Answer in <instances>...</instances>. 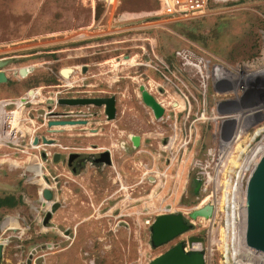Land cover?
I'll return each instance as SVG.
<instances>
[{
    "label": "rangeland",
    "instance_id": "1",
    "mask_svg": "<svg viewBox=\"0 0 264 264\" xmlns=\"http://www.w3.org/2000/svg\"><path fill=\"white\" fill-rule=\"evenodd\" d=\"M159 8V0H121L117 10L101 0H0V57H15L5 67L10 82L0 84V98L18 99L25 95L18 89L25 91L34 82L31 88L40 91L25 105L18 99L9 119L0 112V199L17 202L14 208L0 207L2 264H149L190 234L211 232L209 221H197L193 229L153 247L150 226L169 211L190 214L206 197L200 188L194 191L200 172L196 163L218 142L212 108L218 99L231 98L218 93L233 90L239 77L247 79L253 88L247 99L227 102L222 110L264 112V74H257L264 71V0H210L206 13L190 20L165 18ZM181 48L210 66L224 64L230 82L216 88L209 78L204 87L198 69L177 57ZM57 49H64L60 54L65 57L51 62L50 56L59 57L51 53ZM66 67L74 69L69 77L61 74ZM20 68H28L29 75L20 77ZM141 84L163 104L165 119H156L143 102ZM71 96H115L116 117L108 120L105 106L62 105L61 111L90 110L94 117L84 127L49 126L50 120L63 118L46 114V102ZM203 97L209 118L194 122ZM16 115V125L5 131L3 124ZM243 120L249 128V118ZM251 128L240 140L242 147L254 136ZM133 135L145 140L142 151L133 146ZM43 136L55 140L54 146L41 143L49 161L37 158L40 148L31 145L34 137ZM107 149L113 168L87 163L74 174L66 163L52 160L60 150ZM153 164L158 180L143 177L145 165ZM57 176L65 181L62 189ZM44 187L64 203L48 226L43 219L50 206L40 199ZM10 219L17 221L14 228L8 226ZM218 225L203 243L207 264H264L254 259L264 258L254 248L233 258Z\"/></svg>",
    "mask_w": 264,
    "mask_h": 264
},
{
    "label": "built area",
    "instance_id": "2",
    "mask_svg": "<svg viewBox=\"0 0 264 264\" xmlns=\"http://www.w3.org/2000/svg\"><path fill=\"white\" fill-rule=\"evenodd\" d=\"M101 1H103L107 8L112 7L115 10L119 8V4L121 2V0ZM209 1L210 0H159L160 8L157 13L165 18L173 20L194 18L202 16L206 13L209 7ZM193 53L194 52L189 48H181L176 51L177 57L185 65L191 64L195 69H198L197 71L204 87H206V82L209 78L213 79V83L216 88L217 85L221 86V84L230 82L228 75L229 70L224 64L214 62L213 65L210 66L204 58H198ZM262 68H260V70ZM257 74H264V71H260L259 73L257 72ZM246 80L247 79L242 82L239 77L238 80H236L238 82H236L237 84L233 87V90L226 88L218 93L219 95L226 96V98L231 97L229 99L222 100L223 102L218 99L212 108L213 118L218 124V142L214 147L209 149L206 159L199 160L196 163L200 168V172L196 179L201 181L200 190L207 195L195 209L202 208L207 204H212L214 208L213 214L209 218L202 216L191 218L189 213H187L189 216L185 214L189 222L193 225H197V221L200 223L209 221L211 232L209 230V234L203 235L205 238L204 241L206 240V237L211 238L215 224L218 225L219 223L218 227L226 237V246H230L233 250V258L238 256L242 251L246 253L251 252V247H249L245 242L246 184L256 163L264 154V145H258L264 141V136L259 142L255 143L253 147L248 149L249 152H246V149L252 145L253 140H255L257 136H261L264 132V129L258 132L259 128H264L263 125L259 126L260 121H262L264 117L258 121V119L264 116V112H251V110H249V112L247 110L235 112H227L228 110H225L224 112V110L221 111L220 109L227 102H237L241 98L243 100L247 99L248 94L253 91V88L249 86V83H247ZM235 91L237 92L235 93ZM238 91H240L239 94ZM247 112L249 115L246 116L244 113ZM187 115V121H189L191 111H188ZM195 116L196 117L193 120L194 122L197 120L205 121L209 118L207 115L206 97H203L202 111L196 113ZM59 117L77 121L85 120L87 122L86 124L73 125L74 127H84L92 121L94 113L90 110H79L78 112L68 111V113L62 114V116L60 115ZM210 118L212 119V117ZM244 118H249V121L247 122L248 124L251 123L249 128L248 126L247 128L245 127ZM161 119H165V116L163 115ZM250 127L255 128L256 130L254 136H252L245 147H238L239 144L242 145V141L240 140L245 132L248 133ZM177 134L178 133L176 132L175 136H177ZM144 141L145 140L142 139L141 151L144 147ZM145 167L143 177L158 180L157 170L155 171L154 168L155 165L153 164L151 168L147 165H145ZM191 235L192 234L183 239L186 241V248H204L206 250L207 258V249L203 244L204 242H193L190 244L188 239Z\"/></svg>",
    "mask_w": 264,
    "mask_h": 264
},
{
    "label": "water",
    "instance_id": "3",
    "mask_svg": "<svg viewBox=\"0 0 264 264\" xmlns=\"http://www.w3.org/2000/svg\"><path fill=\"white\" fill-rule=\"evenodd\" d=\"M8 64L7 60H0V83L7 81L4 66ZM65 69L62 70V72ZM68 70V68L66 69ZM23 74L26 69H22ZM32 92V91H30ZM140 92L143 102L152 109L156 119H161L165 113V107L152 94L144 84L140 85ZM24 100V99H23ZM59 103L68 106L77 105H95L105 106V112L108 120H113L117 112V99L115 96L110 97H75L60 98ZM222 111V108L220 109ZM85 120L73 119H55L50 120L49 126H73L76 124H86ZM134 145H138L140 141L139 135L131 136ZM50 142V141H48ZM36 144V141L34 142ZM105 161L109 163V151L102 153ZM201 181L195 180V192L200 188ZM44 194L48 200L52 198L50 188L44 189ZM56 205V204H55ZM213 205L207 204L202 208L194 209L190 213L191 218L206 217L209 218L213 214ZM51 216L48 212L45 221ZM246 230L245 242L257 251L264 253V154L253 168L247 184H246ZM193 229V224L189 222L182 212H168L160 214L156 217L150 226L151 244L153 247L162 246L183 233ZM188 242H204L201 235L190 236ZM4 244L0 243V264H2ZM149 264H207L206 250L204 248L187 249L186 241L181 240L165 252L153 258Z\"/></svg>",
    "mask_w": 264,
    "mask_h": 264
},
{
    "label": "flooded vegetation",
    "instance_id": "4",
    "mask_svg": "<svg viewBox=\"0 0 264 264\" xmlns=\"http://www.w3.org/2000/svg\"><path fill=\"white\" fill-rule=\"evenodd\" d=\"M68 50V49H67ZM64 49L62 50H53L51 53H57V56L58 59H54L55 56H50L51 58V62L53 61H60L62 60L61 58H64L65 56H62L60 53H63ZM24 56V55H23ZM15 57L14 56H4V57H0V60H7L8 61V64L6 66H8L11 62H13L12 59H14ZM22 58V57H21ZM50 62V61H49ZM46 63V62H45ZM4 66V72L6 73V76H7V81L6 82H2V83H6L8 84L10 82V76L7 72V69H5ZM71 69V73L74 72V69L72 68H69V67H66L64 69ZM22 69H26V73L23 74L21 71ZM63 70V69H62ZM88 69L86 67H84L83 71L86 72ZM18 75L22 78H25L26 76L29 75L30 71L28 70V68H20L18 70ZM61 74L64 75L63 72H61ZM1 84V83H0ZM31 85V84H30ZM29 86V85H26V87ZM37 86L36 83H32V85L30 87H27L28 89H26L24 91V87L19 88V94H23V92L25 93V95L23 96H19L18 99H24L22 101V105H25L27 104L28 102L32 101L38 97V94H40V91L37 90L35 91V89L31 88V87H35ZM48 86V85H46ZM56 87L57 85L56 84H53V85H49V87ZM38 88V87H37ZM30 91L33 92V96L30 94ZM33 97V98H32ZM76 96H71V97H58L57 99L54 98V101L52 100H48L46 103V107L48 108V111L46 112V114H49L50 116H62V114H66L68 113V110H64V111H61L60 110V106H62L63 104H60L59 103V99L60 98H75ZM84 97V96H82ZM18 99H13L12 97L10 98H0V112L1 113H4V114H7L8 116L6 117V120L9 119V115H13L15 113V110L12 109L13 106L12 105H17V101ZM56 102V104L54 103ZM55 104V105H54ZM7 121L3 124V128L5 129V131H7V128H9L11 126V119L9 121L8 124H6ZM9 125V126H7ZM3 130V129H2ZM8 133V132H7ZM36 141V144H34V142ZM50 141V142H48ZM41 143L43 145H47V146H54L55 145V140L54 139H47L45 136L43 137H34L33 138V141L31 143L32 147L33 148H40V153L39 155H36L37 158H42L43 160H46V161H49L50 159V156H49V153L46 152L45 148H42L41 147ZM142 145V138L140 137V141H139V144L138 145H134L133 143V146L138 148ZM26 153L29 151L28 150H24ZM105 151H109V163L105 161L104 157L102 156V153L105 152ZM105 151H100V152H79V151H66V152H62V150L60 151H56L53 155H52V160L56 163H59V162H62V163H66L67 167L74 173V174H77L79 171H81L85 165L87 163H91L93 166L95 167H101L102 165H106L108 166L109 168H113V160H112V155H111V152L109 149L105 150ZM44 177V176H43ZM46 180H49L48 178H46ZM119 181L121 182V179L119 178ZM140 181H142L140 179ZM62 183H65L64 180H61V178H59V176H57V188H60L62 189L63 188V185ZM141 183V182H140ZM139 183V184H140ZM123 188H126L127 190V187L124 186V184L122 185ZM121 185H120V189H122ZM194 187L196 188V185L194 184ZM46 187L43 188V190L41 191V200H42V203H46L48 202L49 206H50V209L46 212L45 214V217L43 219V224L48 226V224H50V221L52 219V213L56 210H61L63 207H64V203L61 199H63V197H58L57 200H53L54 199V192L52 189L51 190V193H52V198L50 200H48L44 194V189ZM48 188V187H47ZM195 188H194V191H195ZM56 204V205H55ZM6 206V205H5ZM8 207V206H7ZM10 208V207H8ZM48 212L51 213V216L48 218L47 221H45L46 219V216L48 214ZM122 220V219H118L116 220L117 221V224L118 222ZM115 221V219L113 218V222ZM66 234H69V230L70 228H66Z\"/></svg>",
    "mask_w": 264,
    "mask_h": 264
},
{
    "label": "bare ground",
    "instance_id": "5",
    "mask_svg": "<svg viewBox=\"0 0 264 264\" xmlns=\"http://www.w3.org/2000/svg\"><path fill=\"white\" fill-rule=\"evenodd\" d=\"M70 72H71V69H68V70L65 69V70L63 71V73H64V75H65L66 77H69V76H70ZM147 89H148V88H147ZM31 93H32V92H30V94H31ZM32 96H33V95H32ZM32 98H33V97H32ZM22 100H23V99H22ZM18 104H21V102L18 101ZM16 113H17V112H16ZM17 116H18V115H16L15 118L13 117V119L11 120V123H13V124L16 125V123L18 122V120H17ZM263 129H264V128H259V129H258V132L261 131V130H263ZM9 133H10V132H9ZM10 134H11V133H10ZM0 138H2V134H1V133H0ZM258 145H264V141L261 142V143H259ZM240 146H241V145L239 144L238 147H240ZM242 149H244V148H242ZM253 159H255V158H253ZM6 222H7V221H6ZM6 222H5V223H6ZM7 223H8V226H9V224H10V225H12V227L14 228L15 225L17 224V221L14 220V219H10ZM253 252H254V251H253ZM253 254H254V253H253ZM253 254H252V255H253ZM254 259H255V260H262V261H264V258H263V257H259V256H255ZM240 264H241V263H240Z\"/></svg>",
    "mask_w": 264,
    "mask_h": 264
},
{
    "label": "trees",
    "instance_id": "6",
    "mask_svg": "<svg viewBox=\"0 0 264 264\" xmlns=\"http://www.w3.org/2000/svg\"><path fill=\"white\" fill-rule=\"evenodd\" d=\"M5 205L10 208H14L17 205V202L12 197L0 199V207L5 206Z\"/></svg>",
    "mask_w": 264,
    "mask_h": 264
},
{
    "label": "crops",
    "instance_id": "7",
    "mask_svg": "<svg viewBox=\"0 0 264 264\" xmlns=\"http://www.w3.org/2000/svg\"><path fill=\"white\" fill-rule=\"evenodd\" d=\"M190 19H195V18H189V19H187V20H190ZM109 34H110V32H108ZM113 33V32H112ZM111 33V34H112ZM77 35V34H76ZM79 36H80V34H79ZM82 36V35H81ZM140 136V135H139ZM141 137V136H140ZM142 138V137H141Z\"/></svg>",
    "mask_w": 264,
    "mask_h": 264
}]
</instances>
